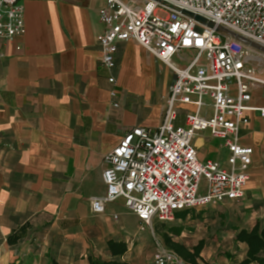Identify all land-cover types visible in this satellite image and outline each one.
<instances>
[{
	"label": "crops",
	"instance_id": "1",
	"mask_svg": "<svg viewBox=\"0 0 264 264\" xmlns=\"http://www.w3.org/2000/svg\"><path fill=\"white\" fill-rule=\"evenodd\" d=\"M105 6L106 0H26L25 36L0 40V264L109 260L111 240L127 244L124 261L152 264L153 255L136 253L151 247L152 233L141 229L124 200L106 204L101 214L92 203L107 195L104 157L134 128L161 125L174 74L134 41L118 45L115 67L106 70L97 43ZM192 57L185 51L175 59ZM251 105L264 107V86L254 88ZM249 116L239 141L253 149L252 164L245 198L236 203L252 228L264 219V118ZM176 124L184 125L183 113ZM213 142L207 133L195 139L199 158L225 165L207 159L227 157ZM24 226V240L10 247L8 237ZM240 245L242 260L246 246Z\"/></svg>",
	"mask_w": 264,
	"mask_h": 264
},
{
	"label": "built area",
	"instance_id": "2",
	"mask_svg": "<svg viewBox=\"0 0 264 264\" xmlns=\"http://www.w3.org/2000/svg\"><path fill=\"white\" fill-rule=\"evenodd\" d=\"M25 1L0 0L1 41L25 36ZM99 18L106 70L115 67L118 45L134 41L169 66L174 82L161 125L134 128L104 157L107 195L93 201V212L123 199L141 229L153 231L180 212L243 200L253 149L240 144L239 131L249 114L264 118V107L251 105L254 88L264 86V0H106ZM185 51L193 57L178 68L174 60ZM202 133L220 141L225 165L199 158L194 141ZM152 264L187 263L161 250Z\"/></svg>",
	"mask_w": 264,
	"mask_h": 264
},
{
	"label": "rangeland",
	"instance_id": "3",
	"mask_svg": "<svg viewBox=\"0 0 264 264\" xmlns=\"http://www.w3.org/2000/svg\"><path fill=\"white\" fill-rule=\"evenodd\" d=\"M178 65H185V62L174 60ZM261 76L263 79L264 66H262ZM197 145L201 144V139H198ZM220 141L213 142L212 145L219 146ZM209 146V144H207ZM206 149L201 150L202 153ZM207 159L221 158L226 161L225 153L220 156H212L207 154ZM185 219L175 220L171 223L163 224L155 222L153 225L151 247H146L144 250L136 251L138 258L154 257L161 250H169L163 240V235L170 233L171 228H183L184 232L180 237L174 236L176 242L184 244L187 248L192 249L200 242L204 243V248L198 264H235L243 257V248L235 242V229L247 227L249 228L252 222L250 221L249 213L244 210L242 205L236 202L223 203L216 207H204L196 210L188 211ZM135 256H131L133 262ZM151 260V259H150ZM153 260V258H152ZM151 260V262H152Z\"/></svg>",
	"mask_w": 264,
	"mask_h": 264
},
{
	"label": "trees",
	"instance_id": "4",
	"mask_svg": "<svg viewBox=\"0 0 264 264\" xmlns=\"http://www.w3.org/2000/svg\"><path fill=\"white\" fill-rule=\"evenodd\" d=\"M191 211V210H188ZM188 211L177 214V220L186 218ZM26 228L24 226L15 230L7 239L10 247L19 245L25 238ZM235 242L246 246V253L242 260H238L235 264H264V219L256 220L252 228L235 229ZM184 232L183 228H171L170 233L163 235L166 247L176 253L187 264H198L204 243L200 242L192 249L187 248L184 244L174 241L173 237H180ZM107 252L111 259L106 260L101 257L90 255L88 264H130L122 258L128 252V246L125 242H117L111 240L107 243ZM49 264H59L56 260H51Z\"/></svg>",
	"mask_w": 264,
	"mask_h": 264
},
{
	"label": "water",
	"instance_id": "5",
	"mask_svg": "<svg viewBox=\"0 0 264 264\" xmlns=\"http://www.w3.org/2000/svg\"><path fill=\"white\" fill-rule=\"evenodd\" d=\"M196 20L203 21V22L205 21L204 19H202L201 17H198V16L196 17Z\"/></svg>",
	"mask_w": 264,
	"mask_h": 264
}]
</instances>
